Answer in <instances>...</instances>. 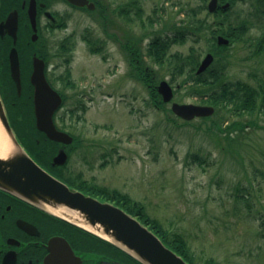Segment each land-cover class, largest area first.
<instances>
[{
  "label": "rangeland",
  "instance_id": "374dc122",
  "mask_svg": "<svg viewBox=\"0 0 264 264\" xmlns=\"http://www.w3.org/2000/svg\"><path fill=\"white\" fill-rule=\"evenodd\" d=\"M102 3L104 21L99 9L74 14L70 26L55 33L59 45L68 37L75 44L70 78L65 65L57 71L66 81L56 82L66 95L60 113L67 114L81 100L80 117L70 112L72 123L66 125L94 151L88 148L97 158L100 184L141 203L169 232H180L195 264L209 259L215 264H264V111L238 112L225 106L206 119L184 121L172 111L171 101L155 106L147 86L130 77L131 63L119 44L130 32L144 36V43L159 32L173 35L175 26L188 20L182 9L190 10L200 0ZM126 9L135 23L126 24ZM208 18L213 20L212 15ZM261 18L253 23L254 40L234 42L226 50L229 79L264 83V47L258 45V37L264 36ZM88 36L102 45L100 52L91 50ZM191 45L174 43L171 51L188 53ZM196 46L202 59L211 45L204 39ZM144 62L157 70L158 82L167 79L175 87L173 101L203 103L171 82L165 66L146 54ZM233 122L236 125L228 128Z\"/></svg>",
  "mask_w": 264,
  "mask_h": 264
},
{
  "label": "flooded vegetation",
  "instance_id": "af4514ba",
  "mask_svg": "<svg viewBox=\"0 0 264 264\" xmlns=\"http://www.w3.org/2000/svg\"><path fill=\"white\" fill-rule=\"evenodd\" d=\"M0 0V99L18 142L27 149L19 137V128L24 133L33 122L40 132L34 138L37 142L35 155L39 165L66 182L72 189H79L101 201L116 203L114 199L100 194L99 175L96 162L88 152V142L75 135L66 124L72 123L70 112L53 114L58 129L73 135L72 142L52 139L37 126L35 112L36 85L32 80L35 56L45 62V76L49 84L58 88L57 81L66 83L57 71L63 65L71 76V61L74 43L68 37L59 45L55 33L70 26L74 14L94 12L106 6L102 0ZM84 1V0H82ZM93 4V5H92ZM123 14L126 24H133V17L126 9ZM98 16L104 21L101 13ZM36 20L37 30L33 24ZM37 39L33 40V35ZM119 41L125 56L123 43ZM47 35H49L47 37ZM67 38V37H66ZM65 38V39H66ZM145 47L141 49V55ZM13 56H12V55ZM20 67L21 91L12 72V58ZM147 69L150 68L147 66ZM19 81V80H18ZM71 86V85H67ZM31 137V136H28ZM65 151L66 160L58 163L55 157ZM85 188H79L78 185ZM0 264H142L130 253L109 240L87 231L85 228L59 216L50 208L35 204L12 191L0 186Z\"/></svg>",
  "mask_w": 264,
  "mask_h": 264
},
{
  "label": "trees",
  "instance_id": "16d2710c",
  "mask_svg": "<svg viewBox=\"0 0 264 264\" xmlns=\"http://www.w3.org/2000/svg\"><path fill=\"white\" fill-rule=\"evenodd\" d=\"M227 1L230 2V6L222 8L221 4ZM239 1L219 0V8L211 13L207 9L208 0H200V3L195 7H191L190 10L182 9L185 11L188 20H185L181 25H176V31L173 35L159 32L158 34L152 35L145 44L143 42L145 39L144 36H138L136 33H133L132 37L129 38L132 46L129 47L130 42L128 41L123 43L126 49L129 50L130 48V53L132 50L134 51V53L130 54V63L133 68L130 75L147 86L151 101L155 106L163 107L165 102L157 89L158 72L153 68L147 69V65L144 62V54L148 55L154 64L167 68L171 82L180 85L179 88L181 89L186 88L191 95L198 96L204 103L213 104L218 109L226 106L238 112L264 111V83L253 85L243 80L229 79L227 74L228 61H226L228 53H226V50L230 48V44H217L218 34H224L230 37L231 43L254 40V37L251 35L253 23L255 20H261V17L264 16V0H243V5L245 6L242 8L238 7ZM249 6L253 7V11H247ZM237 8L238 11L236 10ZM206 10V16H200ZM235 12L237 16L234 19L231 15ZM100 13L102 17L106 18L107 14L104 6L100 8ZM209 15L213 16L212 21L209 20ZM86 39L93 51H101L102 46L97 45V39L94 40L89 36ZM204 39L211 45L209 50L216 55V59L206 71L197 74L196 69L200 64V53L202 51L196 45ZM258 39V45L263 48L264 36L258 37ZM189 41L192 45L188 53L171 51L174 43L184 44ZM142 43L145 49L141 57ZM77 105L70 112L79 118V111L82 105L80 99L77 100ZM236 123L233 122L228 128L235 126ZM250 123L254 124V121H250ZM217 126L218 129L224 132L226 131L220 124ZM239 126L242 127L243 124L240 123ZM28 128L29 131L26 133L19 128V137L27 147V150L32 155H35L37 142L33 137L40 132L37 130L34 122ZM218 139L220 138L218 137ZM77 185L79 188H85L84 185ZM99 192L105 196L116 198L117 204L138 216L139 219L159 234L171 248L182 254L192 264H195L190 257L191 253L187 247V242L180 232L175 231L171 233L168 229L163 228L156 220H153L147 215L141 203L132 202L133 200L130 199V205H124L125 201L129 200V197L116 189L108 190L102 188ZM201 264H215V261L209 259Z\"/></svg>",
  "mask_w": 264,
  "mask_h": 264
},
{
  "label": "water",
  "instance_id": "95a60500",
  "mask_svg": "<svg viewBox=\"0 0 264 264\" xmlns=\"http://www.w3.org/2000/svg\"><path fill=\"white\" fill-rule=\"evenodd\" d=\"M86 2L87 0H80L77 3L85 5ZM229 5L230 3L227 2L223 7L226 8ZM208 7L210 11H215L218 7V0H210ZM33 24L36 31L37 26L34 17ZM36 35L35 32L33 40L37 39ZM229 42L228 37L218 36L219 44H228ZM15 59L16 62L12 58V72L17 82H19L20 92V67L18 58L15 57ZM213 61L214 54L212 52L207 53L200 63L197 73L205 71ZM44 66L43 59L35 56V69L32 80L36 85L35 112L37 126L52 139L70 143L73 141V136L58 129L54 123V111L62 104L63 98L48 83ZM158 91L165 102L171 101L174 97V87L166 79L160 81ZM172 110L179 117L192 120L196 117L212 115L215 112V107L207 104L174 101ZM0 125L11 145V151L7 155H0L1 187L16 191L19 196L40 206L61 210L54 213L109 240L143 264H191L182 255L170 248L147 225L122 207L86 195L80 190L71 189L67 183L39 165L20 141L18 142L7 121L1 99ZM66 156L65 151H60L55 160L58 163H63Z\"/></svg>",
  "mask_w": 264,
  "mask_h": 264
},
{
  "label": "bare ground",
  "instance_id": "6f19581e",
  "mask_svg": "<svg viewBox=\"0 0 264 264\" xmlns=\"http://www.w3.org/2000/svg\"><path fill=\"white\" fill-rule=\"evenodd\" d=\"M10 151H11V145L9 144L8 138H7L6 134L4 133V131L0 125V155L5 156ZM51 210L53 212L61 211V210H53V209H51Z\"/></svg>",
  "mask_w": 264,
  "mask_h": 264
}]
</instances>
